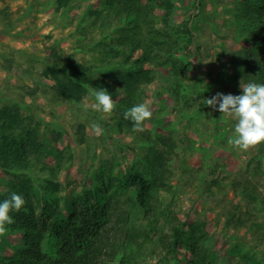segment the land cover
<instances>
[{"label": "rangeland", "instance_id": "374dc122", "mask_svg": "<svg viewBox=\"0 0 264 264\" xmlns=\"http://www.w3.org/2000/svg\"><path fill=\"white\" fill-rule=\"evenodd\" d=\"M72 1L63 8L56 0H0V108L31 116L45 147L29 172L33 187L24 193L43 229L41 248L52 255L61 246L44 225L56 212L64 214L72 206L91 215L112 198L129 211L127 230L117 243L121 264H190L195 243L212 264H264V155L256 146L239 151L228 145L236 121L205 104L217 92L241 94L236 80L225 85L223 77L209 70L222 63L230 44H246L242 26L234 22L240 0H174L173 21L191 19L199 56L178 98L169 93L163 68L155 67L154 79L144 85L148 96L140 102L149 101L152 110L142 132H131L133 124L119 132L117 118L92 110L89 91L81 103L58 99L52 82L41 76L51 63L52 47L63 60L98 64L113 57L75 49L89 35L99 43L115 39L106 35L112 26L102 34L96 26L76 27ZM122 31L128 29L121 27L113 35ZM93 123L103 127V135H95ZM158 136L162 142L156 143ZM148 142L171 149L157 175L143 159ZM59 152L55 175L52 169L40 170L56 168ZM133 171L154 182L149 194L157 197V214L152 221L143 218ZM15 182L0 170L4 190ZM20 239L9 233L0 237V264Z\"/></svg>", "mask_w": 264, "mask_h": 264}, {"label": "trees", "instance_id": "16d2710c", "mask_svg": "<svg viewBox=\"0 0 264 264\" xmlns=\"http://www.w3.org/2000/svg\"><path fill=\"white\" fill-rule=\"evenodd\" d=\"M71 1L56 0L63 8ZM173 9L174 0H93L85 4L72 1L73 19L78 20L76 27L96 26L102 34L112 26L106 35L115 39L99 43L96 35H89L75 49L105 52L113 57L98 64L63 60L62 54L52 47L51 63L45 66L41 76L52 82L51 89L58 99L76 103L83 101L89 87L107 89L117 101L112 116L117 118L119 132L125 131L133 122L126 120L123 114L148 96L144 85L154 79L155 67L163 68V80L170 85L169 93L178 98L182 82L199 56L191 19L176 23ZM77 10H82L84 15ZM236 10L238 16L234 22L242 26L241 36L248 45L230 44L222 63L209 70L216 71L215 77H223L225 85L233 80L242 85L264 83V0H240ZM121 27L128 31L113 35ZM95 43L98 44L94 46ZM32 123L31 116L21 114L17 108H0V170L17 179L10 188L4 190L0 186V202L12 192L26 201L19 212L11 213L15 223L8 226L7 233L17 234L21 239L16 251L3 257V264H121L117 243L120 232L127 230L129 211L112 198H108L104 208H97L91 215L75 212L72 206L64 214L56 212L44 225H48L49 233L58 236L61 246L52 255L41 248L43 229L38 225L30 198L24 195L33 187L29 172L37 166L45 148L38 124ZM53 133L60 135L59 131ZM158 141L162 142V137H156V143ZM80 142H84V138ZM170 151L148 142V149L143 153L146 166L159 174L165 164V155ZM256 151L264 155V142L256 146ZM61 160L59 152L56 168L42 167L40 170L52 169L55 175ZM132 181L138 190V201L145 209L143 218L152 221L157 214V197L149 194L154 182L144 178L140 171L132 172ZM52 182L57 187L58 181L53 179ZM172 228L176 231V225ZM176 243L175 240L174 245ZM197 245L191 248L190 264H212L207 252Z\"/></svg>", "mask_w": 264, "mask_h": 264}, {"label": "clouds", "instance_id": "9594fccd", "mask_svg": "<svg viewBox=\"0 0 264 264\" xmlns=\"http://www.w3.org/2000/svg\"><path fill=\"white\" fill-rule=\"evenodd\" d=\"M240 88L242 91L239 95L217 92L206 99L205 104L236 121L227 143L236 150L247 151L264 142V83L249 82L240 84ZM89 96L94 99L90 105L92 110L106 115L116 111L117 101L107 89L89 87ZM123 115L126 120L133 122V131L142 132L144 122L152 118L150 102L136 104ZM90 127L97 137L104 134L99 123H93ZM25 203L24 197L15 192L0 202V237L8 232L9 225L15 223L11 213L19 212Z\"/></svg>", "mask_w": 264, "mask_h": 264}]
</instances>
